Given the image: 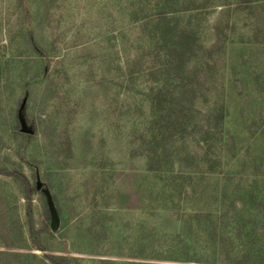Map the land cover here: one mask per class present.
Masks as SVG:
<instances>
[{
  "label": "rangeland",
  "instance_id": "1",
  "mask_svg": "<svg viewBox=\"0 0 264 264\" xmlns=\"http://www.w3.org/2000/svg\"><path fill=\"white\" fill-rule=\"evenodd\" d=\"M148 2L0 0V264H54L50 255L63 264H180L162 259L177 254L165 243L172 228L153 211L146 169L165 144L174 168L193 170L179 158L199 155L198 130L150 143L148 83L124 72L135 36L148 34L128 15L138 7L144 17ZM261 83L247 97L257 108L245 113L264 163Z\"/></svg>",
  "mask_w": 264,
  "mask_h": 264
},
{
  "label": "trees",
  "instance_id": "2",
  "mask_svg": "<svg viewBox=\"0 0 264 264\" xmlns=\"http://www.w3.org/2000/svg\"><path fill=\"white\" fill-rule=\"evenodd\" d=\"M148 1L147 15L139 17L138 7L128 15L148 34L135 36L125 75L148 83L158 109L150 113V143L166 135L182 139L197 127L200 152L179 158L193 170L174 168L164 144L146 169L153 211L172 228L165 243L177 254L162 259L264 264V163L258 126L248 138L245 113L257 108V98L247 97L264 80V0ZM211 14L216 16L209 22ZM206 32L212 42L204 45ZM206 68L212 69L209 78L200 75ZM152 74L153 80L144 81ZM47 258L54 264L65 261Z\"/></svg>",
  "mask_w": 264,
  "mask_h": 264
},
{
  "label": "water",
  "instance_id": "3",
  "mask_svg": "<svg viewBox=\"0 0 264 264\" xmlns=\"http://www.w3.org/2000/svg\"><path fill=\"white\" fill-rule=\"evenodd\" d=\"M20 125H21V132L22 133H30L31 131L26 127V122L24 119H20ZM50 215H51V229H55L57 227V215L52 207V205H49Z\"/></svg>",
  "mask_w": 264,
  "mask_h": 264
}]
</instances>
